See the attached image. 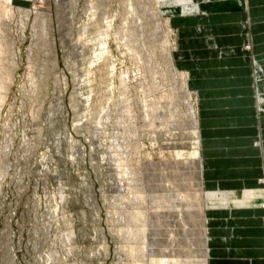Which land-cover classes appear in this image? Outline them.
Returning <instances> with one entry per match:
<instances>
[{
    "label": "rangeland",
    "instance_id": "1",
    "mask_svg": "<svg viewBox=\"0 0 264 264\" xmlns=\"http://www.w3.org/2000/svg\"><path fill=\"white\" fill-rule=\"evenodd\" d=\"M55 1L0 0V94L7 90L0 101V264H154V199L159 201L154 163L172 172L174 161L201 159L207 182L201 128L197 138L185 127L169 140L176 131L163 128L148 112L147 104L160 98L168 103L170 89H178L182 80L169 72L163 30L157 27L164 22L161 9L170 13L169 4L64 0L58 6ZM235 3L247 8L246 1L215 6L201 1L189 14L169 19L172 58L178 72L189 75L199 119L202 101L183 68L173 19L227 11ZM243 48L250 50L251 41ZM254 93L258 97L259 88ZM165 176L161 202L170 211H185V203L200 195L205 200L214 190L207 183L199 189L190 180L186 191L173 175ZM248 188L264 187L237 192ZM234 210H220L228 212L223 224L260 233L259 251L264 252V209L252 216H236ZM138 212L146 217L134 218ZM186 216L173 219L181 223ZM210 217H202L209 235L208 264ZM142 228L146 235L139 238ZM193 246L197 250L198 244ZM187 257L193 264L198 258L194 251Z\"/></svg>",
    "mask_w": 264,
    "mask_h": 264
},
{
    "label": "crops",
    "instance_id": "2",
    "mask_svg": "<svg viewBox=\"0 0 264 264\" xmlns=\"http://www.w3.org/2000/svg\"><path fill=\"white\" fill-rule=\"evenodd\" d=\"M245 1L247 8L235 3L227 11L173 19L183 68L189 70L202 101L208 188L264 187L259 179L264 176V0ZM248 40L247 51L243 45ZM262 206L236 208L233 215H258ZM227 214L214 209L211 214V263L263 264L261 234L224 225ZM261 229L264 233V226Z\"/></svg>",
    "mask_w": 264,
    "mask_h": 264
},
{
    "label": "bare ground",
    "instance_id": "3",
    "mask_svg": "<svg viewBox=\"0 0 264 264\" xmlns=\"http://www.w3.org/2000/svg\"><path fill=\"white\" fill-rule=\"evenodd\" d=\"M44 1L50 2V0H44ZM201 1H203V3L209 2L214 5L216 3L223 4L224 2L228 0H167V3L169 4V8H170L169 9L170 13H168L165 10V8H162L161 12L164 17L163 18L164 22L160 23L157 26L158 28L161 27V29L159 30H163L162 46L163 47L166 46L165 50L167 53L166 57H167V62H168L167 65L169 68V72L175 78L177 77L182 78L181 82L178 83V86H177L178 89L177 88L176 90L173 88L170 89L169 93H170L171 98L170 96H168L170 98V101L168 100V103L167 102L165 103L164 101L165 104H161V101H159L161 99L160 98L157 101L158 103L154 101V104H151V103L147 104V106L149 107L148 112H151V113L154 112L155 118L159 117L158 119L162 121L160 124L163 126V128L165 127L169 129V131L171 130L176 131V134L168 135L169 140L171 139V137L172 138L179 137L181 131H184L183 129L185 127H189L191 128V130L194 131L192 132L195 133V136H193L192 138L198 137V132L200 128V119L198 117V111L195 105L196 97L195 98L193 97V93H191V91L189 90L187 82H186L189 80V75L187 73H179L175 67L174 60L172 58L173 46L170 43L171 29L169 25V22H170L169 19L172 14L173 15H179L182 13H185L186 15L187 13L189 14L193 9L199 8ZM238 1L241 3L242 0H238ZM56 2L58 3V6H60L61 3L64 2V0H56L55 3ZM73 2L77 3L78 0H74ZM6 4H7L6 7L9 8V10L7 11V15L10 18L13 16L11 12L12 4L9 1H7ZM29 11L30 10L25 11L27 15H25V18L23 19V22H22L23 23L22 31L26 27V23L28 21V13H30ZM196 11L198 13L203 12L201 9H197ZM207 13H208L207 11L204 12V14H207ZM1 52L2 50H0V53ZM17 53L18 52L12 49V55L14 56V58L17 57ZM14 63L17 64V60H15ZM0 78H1V75H0ZM5 82H6L5 88L9 87L10 83L8 82L7 78ZM5 82H3V84ZM6 91L7 90H4L3 92H1L0 101H3L5 97L4 94H6ZM156 124H158V122ZM175 163H177V166H179V168L177 169L174 168ZM202 164L203 163L201 159H193V161L191 160L190 161L179 160L178 162L174 161L171 164H169V166L173 167V171L167 172L168 171L167 169H162L163 171L161 170L160 164L156 165L154 163V189H155V195L157 194L158 199H159V201H156L154 199V204H155L154 205V221L152 220L154 222V264H193L187 259L188 258L187 255L189 253H192V251H194V253H197V257H198L197 261L194 262V264H208L207 240H208L209 235H206L207 230L204 229L203 227V223L205 222L204 220H202L203 215L206 214L210 217V215L213 212V209L220 211V210L231 208L232 206L233 208L235 207L238 209L249 207V206H254V205H260L261 207L262 204L264 206V188L263 189L262 188H253V189L248 188V189H245L241 195L238 194L237 190H231L230 192H220L218 188H215L212 192L208 193L205 196V200H203L204 196L202 195L198 196V198H200L199 200H196V197L193 195H187L190 197L193 196L192 198L194 197L195 198L192 199L191 204H188V205L186 203L184 204V206L186 205V207H188L185 211H176V210L170 211V210L164 209L165 205L163 202H161V199L163 197V194L161 193L162 191L161 185H162L163 178L166 177L165 175H173L175 177L174 182L178 185H181L183 190H186V191L188 190L185 186L188 183L187 181H190V180L195 187L200 189V186H204L206 183L208 184V181L205 183V180L203 179V165ZM165 171L166 173L164 175L163 173ZM115 180H117V178L114 179V181ZM261 181H264V178ZM116 200H114V202H116ZM137 200L139 201L138 197H137ZM204 201L206 202L205 203L206 206L204 205ZM216 204L217 206L215 207L214 205ZM221 213H224V212H221ZM184 215H189L190 218L189 216L188 217L186 216L185 219L187 221H181V223L180 222L176 223V221H174L173 219L179 216L184 217ZM122 217L125 218V215L124 216L122 215ZM129 217L131 218V216ZM133 217L138 218L139 220L141 218L142 220L144 219V217H146V214L143 212L142 213L138 212V214L136 216L133 215ZM172 223H174L175 225L177 224L178 228L176 231L174 230L176 229L175 227L171 228ZM137 233L139 235V238H143L146 235L145 234L146 232L143 228L140 229ZM176 233L180 237L176 238ZM125 234H129L128 230H126ZM70 237L73 238L72 232H71ZM194 244H198L197 250H193ZM76 250L77 249H74V251ZM73 254L74 255L72 256L73 257L72 261H74L75 259V253Z\"/></svg>",
    "mask_w": 264,
    "mask_h": 264
}]
</instances>
